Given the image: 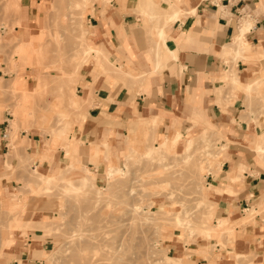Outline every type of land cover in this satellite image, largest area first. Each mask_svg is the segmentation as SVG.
Here are the masks:
<instances>
[{
	"label": "crops",
	"instance_id": "1",
	"mask_svg": "<svg viewBox=\"0 0 264 264\" xmlns=\"http://www.w3.org/2000/svg\"><path fill=\"white\" fill-rule=\"evenodd\" d=\"M22 1V31H34L45 0ZM84 46L92 55L80 73L78 96L71 97L72 106L83 107V117L54 131L56 115L65 118L58 114L60 104L13 108V118L6 120L11 149L1 139L5 121L0 122V175L18 154L46 175L68 167L89 170L101 182L133 154L144 155L177 134L183 136L180 146L189 136L207 133L221 158L213 160L220 166L206 183L214 188L209 195L214 226L227 221L235 235L233 250H227L231 258L215 264H236L232 257L253 253L264 258V0H91ZM36 81L39 89L45 86L42 75ZM14 86L24 84L17 80ZM15 115L34 117L28 125L19 123L24 133L40 127L51 139L19 140V128L11 125ZM19 178L18 173L1 181L0 200L10 198ZM253 209L254 223L242 228ZM33 236L12 233L2 241L6 264H42L51 241ZM192 247L190 262L209 264L208 254L199 253L207 244ZM182 248L176 241L169 245L170 252L180 254Z\"/></svg>",
	"mask_w": 264,
	"mask_h": 264
},
{
	"label": "rangeland",
	"instance_id": "2",
	"mask_svg": "<svg viewBox=\"0 0 264 264\" xmlns=\"http://www.w3.org/2000/svg\"><path fill=\"white\" fill-rule=\"evenodd\" d=\"M17 1L0 0V122L5 121V128L6 120L13 118V108L32 104L38 109L55 102L60 104L58 114L65 118L56 115L52 130L72 126L83 117V107L72 106L71 97L78 96L80 73L92 55L84 46L85 9L91 0H45L34 31H22L26 3ZM24 32L29 35L22 36ZM36 75L44 79L42 89ZM17 80L26 87L27 102L25 88L14 86ZM15 116L12 129L34 119ZM24 130V126L18 129L19 140L52 136L40 127H33L29 134ZM190 138L194 141L191 150L184 153ZM187 139L178 147L168 141L163 153L152 149L149 157H145L148 151L133 154L125 163V174L101 182L91 171L75 173L68 168L46 175L27 155L17 157L6 167L8 172L0 175V184L22 175L10 198L0 200V264H6L8 257L2 241L12 233L51 241L42 264H192L191 248L197 243L207 244L199 253L208 254L209 264L230 259L234 228L227 225L223 230L215 225L217 232L211 237L205 234V229L214 226V206L209 202L214 188L209 185L208 189L207 177L217 168L213 160L221 161L220 150L213 135ZM8 144L11 149L9 139ZM22 147L25 150L27 145ZM88 173L94 181L79 186ZM257 214L254 209L247 213L240 226L253 224ZM173 241L183 245L180 254L169 251ZM232 259L236 264H264L256 253Z\"/></svg>",
	"mask_w": 264,
	"mask_h": 264
},
{
	"label": "bare ground",
	"instance_id": "3",
	"mask_svg": "<svg viewBox=\"0 0 264 264\" xmlns=\"http://www.w3.org/2000/svg\"><path fill=\"white\" fill-rule=\"evenodd\" d=\"M16 2V1H15ZM18 3H19V0L17 1ZM149 2H150V0H149ZM17 4V3H16ZM148 6V9L151 7V5L150 4H148L147 5ZM158 6V5H157ZM153 7H154V3L152 2V11H153ZM153 13V12H152ZM179 13V12H178ZM153 16V15H152ZM173 17V16H172ZM174 20V19H173ZM167 23V22H166ZM169 23V22H168ZM247 26H248V24H247ZM244 30H245V28L242 30V33L244 32ZM163 31V30H162ZM245 33V32H244ZM239 41H240V43H241V41L242 40H240L239 39ZM88 51V50H87ZM241 85H239V87H240ZM17 118V117H16ZM14 121V120H13ZM21 121V120H20ZM20 121H18V122H20ZM14 123V122H13ZM16 124V123H15ZM14 124V125H15ZM15 127V126H14ZM17 127H18V125H17ZM16 129V128H15ZM66 134H68V133H66ZM68 136V135H67ZM61 137V136H60ZM62 138L65 140L66 138H65V136L63 135L62 136ZM182 138H183V136L181 135V134H177L173 139H172V142H173V146L174 147H176L178 144H179V142L182 140ZM168 142V141H167ZM167 142H162L161 144H160V147L159 148H157L156 149V151H161V153H163V151L165 150V149H167V147H166V145H167ZM193 139H187V142H186V144H185V146H184V153H188L190 150H191V147H192V144H193ZM152 150H149L148 151V153L147 154H145V157H149L151 154H152ZM264 153V152H263ZM18 157V156H17ZM13 159V158H12ZM220 166V164H218V166H216L217 168ZM68 168V167H67ZM125 168V167H124ZM88 172H89V170H88ZM125 174V170L124 169H121V168H116V169H110V170H108V172L106 173V178L109 180V179H113V178H115V176L116 175H120V174ZM90 174L88 173V176H87V178H85L84 176L82 177V180H80V185L79 186H82V187H86V186H89L93 181H94V179L93 178H91L90 176H89ZM208 186V189H210V186H209V184L207 185ZM20 222V221H19ZM227 221H219L217 224H216V227H221V228H223V230H224V228H226L227 227ZM215 226H213V227H208L207 229H205L206 230V235L208 236V237H211L212 236V234H213V232L215 231V232H217V230H216V228H214ZM219 233V232H218ZM220 234V233H219ZM173 258H169V260H172Z\"/></svg>",
	"mask_w": 264,
	"mask_h": 264
},
{
	"label": "built area",
	"instance_id": "4",
	"mask_svg": "<svg viewBox=\"0 0 264 264\" xmlns=\"http://www.w3.org/2000/svg\"><path fill=\"white\" fill-rule=\"evenodd\" d=\"M222 2H227L228 4H230L232 2V0H221ZM9 124L7 122V125L5 126L2 134H1V139L4 141V142H8V139H9V133H8V128Z\"/></svg>",
	"mask_w": 264,
	"mask_h": 264
}]
</instances>
